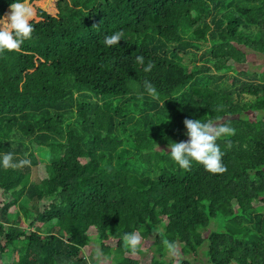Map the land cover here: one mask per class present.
Segmentation results:
<instances>
[{"label":"trees","instance_id":"16d2710c","mask_svg":"<svg viewBox=\"0 0 264 264\" xmlns=\"http://www.w3.org/2000/svg\"><path fill=\"white\" fill-rule=\"evenodd\" d=\"M14 2L0 0V17ZM27 2L32 37L0 53V159L31 160L0 164V264H88L95 237L108 264L115 253L118 264H192L167 261L164 240L196 260L208 241L209 264H264V71L239 70L246 50L264 56V0ZM186 118L236 130L217 140L226 172L171 158ZM221 218L236 229L201 233ZM160 225L157 254L125 247V233L148 242L146 226Z\"/></svg>","mask_w":264,"mask_h":264},{"label":"clouds","instance_id":"9594fccd","mask_svg":"<svg viewBox=\"0 0 264 264\" xmlns=\"http://www.w3.org/2000/svg\"><path fill=\"white\" fill-rule=\"evenodd\" d=\"M34 9L27 0H16L9 5V11L0 17V53L17 52L25 40L30 39L34 32L33 19ZM122 31L114 32L104 37V44L108 47L118 45L122 40ZM136 63L145 65L142 55L136 56ZM155 67L153 62L148 61L144 66V72L149 73ZM146 92L153 98H158L156 87L149 81L144 82ZM187 130V141L172 142L168 145L171 158L185 170H190L193 162L203 165L206 171L216 174L227 171L222 163L224 153L221 151L217 140L224 136L235 135V129L226 120L186 118L183 121ZM158 146V145H157ZM0 164L6 169H16L30 167L31 160L27 158L17 159L13 152H6L0 159ZM124 245L135 254L141 246L143 237L139 232L125 233L123 235ZM164 245L170 255L178 253L176 241L164 240ZM103 252L99 244L95 245V259L97 264H101Z\"/></svg>","mask_w":264,"mask_h":264},{"label":"rangeland","instance_id":"374dc122","mask_svg":"<svg viewBox=\"0 0 264 264\" xmlns=\"http://www.w3.org/2000/svg\"><path fill=\"white\" fill-rule=\"evenodd\" d=\"M246 52L248 54V61L245 65L240 67L239 70H245L250 73L263 72L264 71V56L261 54L254 53L251 50H246ZM200 56H201V53H199L198 57H194V59L199 58ZM194 59L191 60L189 58H186V60L190 61L192 64H194L193 63ZM200 65H202V62L198 63V66ZM122 100L123 99H120V98L113 100L114 106L119 105L122 102ZM35 151L39 155L40 162H41L40 165H45L49 162V158L47 155V148L35 147ZM34 177L32 178V182H35ZM18 209H19V212L16 210V208H13L11 213L12 215H15L18 213L22 220L21 225L26 228L28 227L30 221L26 220L24 216V212L20 208ZM146 229L148 231L150 230L149 241L142 242L141 246L139 247V250L141 251L143 255L150 253V252L157 254L156 253L157 245L155 244V242L153 243V241H155L157 233L164 231V227L161 225L155 228L146 226ZM234 229H236V227H234L233 223H226L225 220L221 218V220L219 219L212 220L210 223V226L207 229H201L200 231L203 235H205L206 237H209L214 232L233 231ZM95 238H93L91 244L83 251V256L87 258L88 264H97V260L95 259V245L99 243ZM100 249H101V246H100ZM181 250H182V246L178 245V253L176 255H170L169 252H167L165 259L167 261H173V262H176L177 260H178L177 262H180L183 260H189L192 262V264H207V262L203 259L205 257L208 258V250H209L208 241H206V243L201 248L198 249V255H199L197 258L198 260H196V258L193 257V254L191 252L182 254L180 252ZM122 258H123L122 255L119 253L113 254L111 258L112 264L120 263L122 261ZM106 260H107V257L103 254L101 264H108V262L106 263Z\"/></svg>","mask_w":264,"mask_h":264},{"label":"crops","instance_id":"0c3cea01","mask_svg":"<svg viewBox=\"0 0 264 264\" xmlns=\"http://www.w3.org/2000/svg\"><path fill=\"white\" fill-rule=\"evenodd\" d=\"M203 260H205L207 264H209L208 258L205 257Z\"/></svg>","mask_w":264,"mask_h":264}]
</instances>
